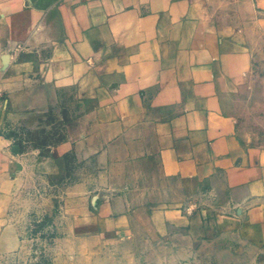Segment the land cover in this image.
<instances>
[{
    "label": "crops",
    "instance_id": "0c3cea01",
    "mask_svg": "<svg viewBox=\"0 0 264 264\" xmlns=\"http://www.w3.org/2000/svg\"><path fill=\"white\" fill-rule=\"evenodd\" d=\"M0 264H264V0H0Z\"/></svg>",
    "mask_w": 264,
    "mask_h": 264
},
{
    "label": "rangeland",
    "instance_id": "374dc122",
    "mask_svg": "<svg viewBox=\"0 0 264 264\" xmlns=\"http://www.w3.org/2000/svg\"><path fill=\"white\" fill-rule=\"evenodd\" d=\"M13 133H15V142L19 145L20 152H23L24 150H31V148H33V150L40 149L41 135L39 129H28L27 131H24L23 129H17L14 130ZM37 154L39 155V152H36V155ZM48 154H50V150H47V155ZM63 156L65 164L64 171H33V179H36V183H46L47 190H44L43 188V192L41 193L42 195L40 194L42 196V199L40 198L39 193L37 194V197H33V200L31 202L32 207H39L38 205L44 203L45 199L49 200L48 204L50 205L52 203L51 197L52 199H54L53 195L59 194L61 186L66 184L69 180H71V178L76 177V175L71 176V173L73 172L76 174L77 171H67V167L72 161V159H70V153L68 151H65ZM31 164L33 166V161L31 162ZM40 173L42 175H45V177L41 176ZM45 220L46 221L42 223L33 222L31 224L25 225L28 233L31 234L33 238L30 249H32L36 253L42 251L43 254V250L50 249V238L59 233V230H55L54 224L47 222L48 220H50L49 217H47Z\"/></svg>",
    "mask_w": 264,
    "mask_h": 264
}]
</instances>
